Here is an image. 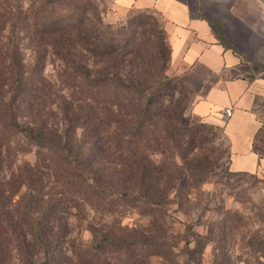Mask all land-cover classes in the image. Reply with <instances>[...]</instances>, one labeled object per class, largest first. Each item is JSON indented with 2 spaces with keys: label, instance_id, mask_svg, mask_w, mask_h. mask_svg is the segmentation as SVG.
Wrapping results in <instances>:
<instances>
[{
  "label": "trees",
  "instance_id": "16d2710c",
  "mask_svg": "<svg viewBox=\"0 0 264 264\" xmlns=\"http://www.w3.org/2000/svg\"><path fill=\"white\" fill-rule=\"evenodd\" d=\"M3 1L0 264L174 260L181 240L162 209L172 191L206 181L211 165L198 153L209 134L185 116L163 29L149 16L107 23L94 0ZM50 53L64 63L61 86L45 74ZM33 150V162L22 158ZM125 205L149 215V227L123 225ZM88 209L118 225H91L85 245L68 225L73 210L83 218ZM194 233L189 254L201 244Z\"/></svg>",
  "mask_w": 264,
  "mask_h": 264
},
{
  "label": "crops",
  "instance_id": "0c3cea01",
  "mask_svg": "<svg viewBox=\"0 0 264 264\" xmlns=\"http://www.w3.org/2000/svg\"><path fill=\"white\" fill-rule=\"evenodd\" d=\"M162 20L171 70L194 87L193 113L220 126L233 172L264 178V24L260 0H109ZM233 108L230 117L224 110ZM264 180V179H263Z\"/></svg>",
  "mask_w": 264,
  "mask_h": 264
},
{
  "label": "rangeland",
  "instance_id": "374dc122",
  "mask_svg": "<svg viewBox=\"0 0 264 264\" xmlns=\"http://www.w3.org/2000/svg\"><path fill=\"white\" fill-rule=\"evenodd\" d=\"M0 2L3 3L0 7H3L4 1L0 0ZM94 2L107 23H126L136 16L155 18L154 22L157 21L163 29L161 36H164L165 46L169 52L170 43L158 15L138 10L118 13L109 0H94ZM17 3L27 8L29 0H17ZM31 53L30 50L27 51L28 59ZM63 68L64 63L50 53L45 70L46 76L59 82L58 78ZM171 71L183 81L180 75ZM184 83L186 88L180 90L186 91L187 96L185 116H192L190 118L199 124L204 123L209 138L204 142L203 148L198 149V153L208 158L211 168L206 171L207 179L202 184L183 189L179 194H176L175 190L170 194L161 215L167 222L169 233L177 234L181 240L179 248L176 249L178 255L174 260L153 257L151 264H183L186 261L192 264H264V200L260 193L261 181L264 178L256 173L232 171L228 140L223 128L195 117L194 87L187 82ZM179 97L180 93L177 92L176 98ZM16 138L20 142L24 139L21 135ZM22 158L33 162L34 150ZM157 158L161 159L162 155ZM120 208L126 211L123 225L145 229L149 227L151 219L149 215L141 214L138 209L131 208L130 205ZM91 225L107 228L110 225H118V219L114 220L113 216H104L101 212L91 209L80 218L76 216V210H73L68 225L72 240L90 245ZM192 231L201 236L199 237L201 244L195 253L189 254L185 249L184 240L191 237Z\"/></svg>",
  "mask_w": 264,
  "mask_h": 264
},
{
  "label": "built area",
  "instance_id": "2783aa9c",
  "mask_svg": "<svg viewBox=\"0 0 264 264\" xmlns=\"http://www.w3.org/2000/svg\"><path fill=\"white\" fill-rule=\"evenodd\" d=\"M260 1L262 2V5H263L261 13H260V19L262 23L264 24V0H260ZM232 111H233V108L231 107L226 108L224 110V116L230 117L232 115ZM260 193H261L262 199L264 200V180L261 181Z\"/></svg>",
  "mask_w": 264,
  "mask_h": 264
}]
</instances>
